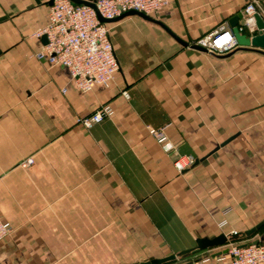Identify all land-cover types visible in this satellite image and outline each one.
Returning <instances> with one entry per match:
<instances>
[{
	"label": "crops",
	"instance_id": "crops-1",
	"mask_svg": "<svg viewBox=\"0 0 264 264\" xmlns=\"http://www.w3.org/2000/svg\"><path fill=\"white\" fill-rule=\"evenodd\" d=\"M49 2L0 0V264H137L227 239L200 259L264 236V55L192 48L240 25L247 0H171L150 16L188 47L137 15L108 23L118 72L87 93L36 58ZM103 105L109 118L77 125ZM147 127L198 163L178 173Z\"/></svg>",
	"mask_w": 264,
	"mask_h": 264
},
{
	"label": "built area",
	"instance_id": "built-area-1",
	"mask_svg": "<svg viewBox=\"0 0 264 264\" xmlns=\"http://www.w3.org/2000/svg\"><path fill=\"white\" fill-rule=\"evenodd\" d=\"M170 1L94 0V8H91L75 5L69 0H52L46 24L33 34L36 38L46 37V44L36 58L50 67L65 69L74 88L80 93L90 92L95 87L107 89L118 72V63L109 38L108 23L101 22L99 17L111 21L131 11L153 16L166 8ZM255 15L264 21L261 2L247 0L238 27L240 33L256 32ZM195 45L213 55L228 53L237 46L230 30L224 28L198 39ZM121 95L124 99L129 98L127 91H122ZM111 113V108L103 105L90 115L78 117L76 123L88 130L109 118ZM147 132L165 154L173 156V167L178 173L193 165L191 156L178 153V146L168 138L165 128L147 127ZM33 162L32 158H28L20 163V167L28 168ZM10 233L11 227L0 217V242ZM213 263L264 264V241L241 247L231 243L225 254L206 256L195 261V264Z\"/></svg>",
	"mask_w": 264,
	"mask_h": 264
},
{
	"label": "water",
	"instance_id": "water-1",
	"mask_svg": "<svg viewBox=\"0 0 264 264\" xmlns=\"http://www.w3.org/2000/svg\"><path fill=\"white\" fill-rule=\"evenodd\" d=\"M71 1L73 4L75 5H84V6H89L91 8H94V5L92 2H90L89 0L87 1H80V0H69ZM49 4H52V0H50ZM130 15H137L139 17H141L142 19L158 24L161 27L164 28V30L180 45L184 46V47H188L189 45L187 43H184L183 41H181L179 38H177L175 35H173L169 30H167L162 24H160L159 22L155 21L154 19H152L150 16L144 15L143 13H139V12H128L114 20L108 21V20H104L102 18L99 17V20L103 23H110L113 21H116L118 19H121L125 16H130ZM254 20H255V29H256V34L253 36H249L246 33H240L239 32V25H238V21H239V17L235 16L233 17L230 21H229V26H230V32L232 34V36L234 37L236 44L239 48L241 49H247V50H254L256 52H259L261 54L264 55V21L263 19L258 16L255 15L254 16ZM42 40L45 42L46 44V37L42 36ZM192 48L197 49L199 51H204L205 50L201 47H198L197 45L192 46ZM178 153L180 155H185V156H191L194 160V164L198 163V159L196 158V155L189 149V147L186 144L181 145L178 148ZM263 226V223L258 224L257 226H255L254 228L250 229L249 231L244 233V236H250L251 234H253L255 231L259 230L261 227ZM264 241V236L260 237L259 239L255 240L252 242V244L256 245L260 242ZM227 242V239L223 236H220L218 238H215L213 240H197L196 241V247L192 250L189 251H184L182 253H179L177 255H170L161 259H152L149 261H144L141 263H137V264H166V263H170V262H174L177 259H183L185 257H187L188 255H192V254H196L199 251L202 250H206V249H211L214 247H218L223 245L224 243ZM244 246V245H239V247ZM227 252V249H224L223 251L217 253L214 256H218L220 254H225Z\"/></svg>",
	"mask_w": 264,
	"mask_h": 264
},
{
	"label": "rangeland",
	"instance_id": "rangeland-1",
	"mask_svg": "<svg viewBox=\"0 0 264 264\" xmlns=\"http://www.w3.org/2000/svg\"><path fill=\"white\" fill-rule=\"evenodd\" d=\"M187 259H194V261H195V260H197L198 258L195 259L194 257H191V256H190V257L187 258ZM187 261H188V260H184V261H183V260L180 259V260H179V263L182 264V263H185V262H187Z\"/></svg>",
	"mask_w": 264,
	"mask_h": 264
},
{
	"label": "trees",
	"instance_id": "trees-1",
	"mask_svg": "<svg viewBox=\"0 0 264 264\" xmlns=\"http://www.w3.org/2000/svg\"><path fill=\"white\" fill-rule=\"evenodd\" d=\"M190 255H188L187 257H185V258H188ZM185 258H183V259H185ZM167 264V263H166Z\"/></svg>",
	"mask_w": 264,
	"mask_h": 264
}]
</instances>
